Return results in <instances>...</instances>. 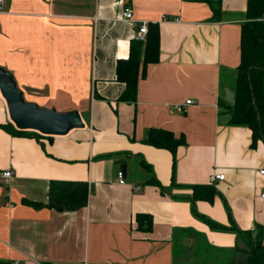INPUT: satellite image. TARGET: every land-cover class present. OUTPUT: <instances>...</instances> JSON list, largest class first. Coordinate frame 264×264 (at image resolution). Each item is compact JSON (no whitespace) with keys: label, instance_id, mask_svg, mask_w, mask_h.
Wrapping results in <instances>:
<instances>
[{"label":"crops","instance_id":"0c3cea01","mask_svg":"<svg viewBox=\"0 0 264 264\" xmlns=\"http://www.w3.org/2000/svg\"><path fill=\"white\" fill-rule=\"evenodd\" d=\"M2 1L0 66L28 101L89 111L91 122L40 138L0 126V169L13 171L0 177V264H197L186 249L195 234L245 264L236 228L264 229V142L252 147V130L229 124L219 102L241 62L248 0H222L220 19L207 0ZM143 21L159 28V61L141 66L137 100L120 101L118 61ZM7 123L20 130L0 94ZM150 128L186 142L175 153L150 145ZM219 173L214 200H193ZM52 181L85 182L87 203L50 206ZM139 214L152 217L150 231Z\"/></svg>","mask_w":264,"mask_h":264},{"label":"trees","instance_id":"16d2710c","mask_svg":"<svg viewBox=\"0 0 264 264\" xmlns=\"http://www.w3.org/2000/svg\"><path fill=\"white\" fill-rule=\"evenodd\" d=\"M213 11V19H220L222 0H207ZM247 20L242 25L241 62L235 71L234 81L228 86L235 92V103L221 98L219 105L222 113L229 116V124L247 126L252 130L251 146L259 140L264 142V0H248ZM160 32L155 24H149L147 41L132 40L131 53L128 59H120L117 65V79L125 83V89L119 96L120 101L135 102L137 100L140 69L143 71L150 63L159 61ZM142 71V73H143ZM230 81V80H229ZM234 82V83H233ZM9 131L23 135L41 137L36 131L17 130L11 123L0 124ZM146 142L150 145L167 148L175 153L177 148L185 144V136L175 134L163 128H150ZM145 167H150L142 163ZM158 183V181H156ZM218 190L215 185H195L193 200L213 201ZM49 205L57 209L83 207L88 200V186L85 182L52 181L50 185ZM139 228L150 231L153 220L150 215L139 214ZM215 228L227 226L207 219ZM238 230L246 242L247 254L245 264H264V229ZM230 264V263H229Z\"/></svg>","mask_w":264,"mask_h":264},{"label":"water","instance_id":"95a60500","mask_svg":"<svg viewBox=\"0 0 264 264\" xmlns=\"http://www.w3.org/2000/svg\"><path fill=\"white\" fill-rule=\"evenodd\" d=\"M3 1L0 0V8ZM0 92L9 111L10 119L20 130L36 131L47 136L66 135L73 129L84 128L90 124V112L78 110L58 111L55 107H42L27 101L24 92L7 68L0 66ZM225 98L235 103V92L225 87ZM127 165H122L125 172Z\"/></svg>","mask_w":264,"mask_h":264},{"label":"rangeland","instance_id":"374dc122","mask_svg":"<svg viewBox=\"0 0 264 264\" xmlns=\"http://www.w3.org/2000/svg\"><path fill=\"white\" fill-rule=\"evenodd\" d=\"M234 77H235V74L228 77V82L231 83L232 81H234ZM0 94H1V92H0ZM24 97L27 101L29 100L26 93H25ZM57 110H59V109H57ZM224 114L227 115V118L229 119L228 114H226V113H224ZM186 242L189 243V245L186 247V249L190 250V253L191 252L194 253L193 257H196V258L198 257L196 259V261H198L197 264H200L201 261H203V262L205 261V263H203V264H229L230 261L232 260L230 253H225L222 251L215 252L214 249L207 247V244L205 243V241L196 234L190 235L189 239L186 240ZM201 257L203 258V260H201Z\"/></svg>","mask_w":264,"mask_h":264},{"label":"built area","instance_id":"2783aa9c","mask_svg":"<svg viewBox=\"0 0 264 264\" xmlns=\"http://www.w3.org/2000/svg\"><path fill=\"white\" fill-rule=\"evenodd\" d=\"M123 18L125 20H133L134 18V12L132 7L130 6H125L122 12ZM149 31V23L147 21H143L141 25L138 26V29L135 33L134 40L141 41V42H146L147 41V35ZM191 99L187 101V103H191ZM259 173L261 175H264V165L259 169ZM13 176V171L11 169H0V177L2 178H11ZM225 174H213L211 176V182L212 184L216 182L218 179H224ZM118 178L120 183H126V175L125 172L121 169L118 172ZM140 189V186H136L135 190ZM264 196V194H263Z\"/></svg>","mask_w":264,"mask_h":264}]
</instances>
